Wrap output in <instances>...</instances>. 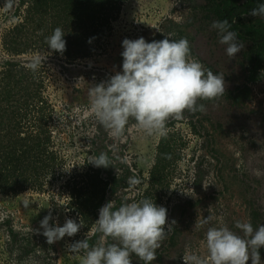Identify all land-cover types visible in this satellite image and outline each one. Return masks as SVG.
<instances>
[{
	"label": "rangeland",
	"instance_id": "obj_1",
	"mask_svg": "<svg viewBox=\"0 0 264 264\" xmlns=\"http://www.w3.org/2000/svg\"><path fill=\"white\" fill-rule=\"evenodd\" d=\"M32 1L0 0V264H264V66L220 0Z\"/></svg>",
	"mask_w": 264,
	"mask_h": 264
},
{
	"label": "trees",
	"instance_id": "obj_2",
	"mask_svg": "<svg viewBox=\"0 0 264 264\" xmlns=\"http://www.w3.org/2000/svg\"><path fill=\"white\" fill-rule=\"evenodd\" d=\"M44 0H33V6L39 5ZM76 1V0H74ZM219 8L217 9V14L224 25H227L230 27L231 30L243 31V36H249L251 39L255 42L251 49L248 52V59H249V65L251 67V74L250 79L257 80L258 74L260 69L264 66L262 64V58L264 57V23L259 22V20H252V19H245L243 16L244 14H260L264 11V0H220L218 3ZM25 23H29V21H26ZM17 38V37H16ZM7 47L9 48L11 52H18L19 50H16L14 46H10L8 43ZM177 46L175 43L171 44L170 46H156L152 51L150 58L152 63H157L159 61V58L164 57L167 55L171 49H174V47ZM71 56V54L69 53ZM10 64V63H9ZM8 71H21L23 68L21 66H15V64H10L8 66ZM11 75L9 74V77ZM164 141V140H163ZM164 143V142H163ZM162 152L163 154L166 152L168 153L169 148L166 146V143L162 145ZM37 155L40 154V151L36 152ZM165 153V154H166ZM10 153L7 156V159L10 157ZM40 156V155H39ZM167 156V155H165ZM35 157L39 160L40 158L35 155ZM17 159V158H15ZM36 164H33V168L38 170L41 169L43 166H39L40 162H35ZM166 165V164H165ZM164 166V164H163ZM165 168V167H163ZM99 172L96 173L98 177Z\"/></svg>",
	"mask_w": 264,
	"mask_h": 264
}]
</instances>
